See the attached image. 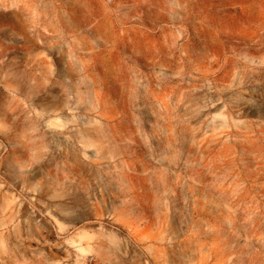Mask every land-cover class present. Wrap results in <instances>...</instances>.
I'll return each mask as SVG.
<instances>
[{"label":"rangeland","instance_id":"rangeland-1","mask_svg":"<svg viewBox=\"0 0 264 264\" xmlns=\"http://www.w3.org/2000/svg\"><path fill=\"white\" fill-rule=\"evenodd\" d=\"M0 264H264V0H0Z\"/></svg>","mask_w":264,"mask_h":264}]
</instances>
